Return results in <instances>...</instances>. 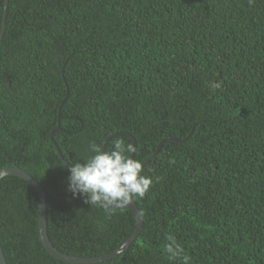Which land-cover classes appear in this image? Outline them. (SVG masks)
<instances>
[{"label": "trees", "instance_id": "1", "mask_svg": "<svg viewBox=\"0 0 264 264\" xmlns=\"http://www.w3.org/2000/svg\"><path fill=\"white\" fill-rule=\"evenodd\" d=\"M129 137L128 155L151 157L141 174L153 184L133 199L141 229L95 264H183L164 251L168 235L191 264H264V0H7L0 169L44 192L60 253L102 257L133 233L128 208L68 191L90 143ZM37 224L34 190L0 179L6 264H76L44 250Z\"/></svg>", "mask_w": 264, "mask_h": 264}, {"label": "clouds", "instance_id": "2", "mask_svg": "<svg viewBox=\"0 0 264 264\" xmlns=\"http://www.w3.org/2000/svg\"><path fill=\"white\" fill-rule=\"evenodd\" d=\"M90 156L84 162L68 165V191L73 196L84 197V203L111 211L112 206L127 207L135 197L143 198L153 180L141 174L142 164L132 158L135 152L132 144L125 145L116 139L111 150H104L96 143L89 144ZM164 247L170 260L182 259L183 264H191V257L184 254L183 247L172 235Z\"/></svg>", "mask_w": 264, "mask_h": 264}, {"label": "water", "instance_id": "3", "mask_svg": "<svg viewBox=\"0 0 264 264\" xmlns=\"http://www.w3.org/2000/svg\"><path fill=\"white\" fill-rule=\"evenodd\" d=\"M6 7H7V0H4L3 14H2V18H1L0 38H1V35L3 33V29H4ZM55 131L56 130H53L52 133H54ZM129 138L131 140L132 145L135 148V142H134L133 138H131V137H129ZM160 146H161V144L158 145L157 149L154 152V155L159 151ZM54 147L57 151L58 156L62 159V156H61L60 152L58 151L57 146L55 144H54ZM130 155L132 156L133 153H130ZM150 159H151V157L148 158L145 163H142V167H143V165L147 164L150 161ZM7 176H15V177L23 180L36 193V196L38 199V224H37V228H38V235H39L40 242H41L44 250L51 257H53L59 261H62L65 263H76V264H95V263H99L102 261L112 259V258L116 257L119 253H121L123 250H125L132 243L133 239L137 236V234L139 233V231L141 229V225H142L141 216L139 214V211H138L136 205L132 202V204H130L126 208H128L131 211V213L133 214V216L135 218V223H136L135 229H134L133 233L126 239V241L120 247H118L116 250H114L113 252H111L107 255H104L102 257L91 258V259H85V258L74 257V256L62 254L59 251H57L51 245V243L49 242V240L47 238L46 219H45L46 209H45V194H44V192L41 190L39 185L26 172H24L20 168H16V167L1 168L0 169V179L7 177ZM112 207H115V206H112ZM0 264H6L5 259L3 257L1 247H0Z\"/></svg>", "mask_w": 264, "mask_h": 264}]
</instances>
